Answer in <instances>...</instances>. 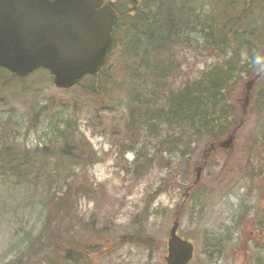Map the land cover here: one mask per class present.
Segmentation results:
<instances>
[{
	"label": "rangeland",
	"instance_id": "374dc122",
	"mask_svg": "<svg viewBox=\"0 0 264 264\" xmlns=\"http://www.w3.org/2000/svg\"><path fill=\"white\" fill-rule=\"evenodd\" d=\"M236 1H186L187 19L197 27L173 51L177 67L168 81L173 89L224 66L231 53L211 47L220 37L211 35L206 23L212 19L218 24L223 17L232 20L242 14L241 6L227 7ZM249 7L237 31L257 35L253 39L263 47L264 41L256 38L264 37V1L251 0ZM121 53L119 46L113 59ZM82 84L89 86V81ZM83 87L59 90L49 72L39 71L24 85L1 92L0 124L5 129L0 130V146L9 142L33 151L60 142L64 133L86 139V160L82 165L81 160L72 162L64 177L77 186L76 176L87 170L93 184V191L76 200L78 218L72 221L73 239L108 248L92 254L91 260L166 264L170 229L179 217V235L195 245L190 264H264V172L249 177L250 165L264 168L259 160L260 154L264 158L260 90L254 88L246 107L245 94L227 98V105L236 109L233 147L214 150L203 163L206 140L196 142L187 156H170L166 146L156 155L159 141L169 139L165 130L152 125L134 132L119 88L106 82L99 89L102 95L93 97ZM57 161L51 159L50 164L56 166ZM198 167H203L200 182L188 191L185 182L196 179ZM46 206L42 184H22L0 170V264H56L58 257L61 262L64 247L57 239L70 219L50 217Z\"/></svg>",
	"mask_w": 264,
	"mask_h": 264
},
{
	"label": "trees",
	"instance_id": "16d2710c",
	"mask_svg": "<svg viewBox=\"0 0 264 264\" xmlns=\"http://www.w3.org/2000/svg\"><path fill=\"white\" fill-rule=\"evenodd\" d=\"M186 1L189 0H153L148 7H124L123 10L116 7L119 16L111 51L104 67L98 74L86 76L69 91L83 87L82 82L87 80L89 86L83 87L84 91L95 97L102 95L99 89L104 83L114 85L126 99L134 132L152 125L167 132L169 139L159 141L156 155L160 154L161 146H166L170 156H187L196 142L206 140L208 145L204 160L208 162L221 141L236 131V109L227 105V98L231 94L237 96V93H246L244 80H256L254 88L260 90V105H264V45L260 47L254 41L253 38L257 35L243 36L237 31L243 17H247L251 10V0H237L227 7L241 6V16L229 20L221 12L223 18L218 24L210 19L206 23L207 29L205 27L211 35L220 37L219 42H213L211 47L222 50V54L229 51L231 53L224 60V66L219 68L217 65V68L204 73L198 80L188 81L179 89H173L168 82L169 75L177 67L173 51L180 48L181 39L187 33L194 34L193 30L197 27L187 19ZM195 22L199 24L196 19ZM256 39L264 41L262 36ZM119 46H122L124 53L113 59L114 51ZM242 51L246 56L244 59ZM32 75L21 78L0 68V93L10 91L15 84L24 85ZM250 96L252 97L251 94ZM2 101L0 98V107ZM32 115L36 116L34 110ZM2 129L5 128L0 124V130ZM64 136L60 142L55 141L50 146L33 151L22 150L14 143L3 142L0 146V170L4 174L8 172L15 176L22 184H42L47 192L46 207L49 216L62 215L61 218L70 219V223L58 235V245L64 247V250L61 262H58V257L56 264H98L91 260L92 254H100L105 248L94 242L76 241L73 239L75 229L72 226V221L78 218L74 214L76 200L93 191V184L88 178L87 170L76 176L77 186L68 177H64L70 173L72 162L81 160V165L83 164L89 144L80 135L75 137L64 133ZM95 156L94 154V158ZM55 158L59 160L56 166L50 164V160ZM259 160L264 163L261 154ZM250 166L252 174L249 177L252 179L257 171L261 174L264 172L263 165ZM194 182L193 179L190 182L187 180L185 183L189 186L186 190H193Z\"/></svg>",
	"mask_w": 264,
	"mask_h": 264
},
{
	"label": "water",
	"instance_id": "95a60500",
	"mask_svg": "<svg viewBox=\"0 0 264 264\" xmlns=\"http://www.w3.org/2000/svg\"><path fill=\"white\" fill-rule=\"evenodd\" d=\"M100 0H0V67L24 78L48 70L58 89L75 87L104 66L117 14ZM255 80L246 85L245 107ZM233 135L220 144L231 149ZM203 168L197 169L196 183ZM179 217L168 240L166 264H189L194 245L178 235Z\"/></svg>",
	"mask_w": 264,
	"mask_h": 264
},
{
	"label": "flooded vegetation",
	"instance_id": "af4514ba",
	"mask_svg": "<svg viewBox=\"0 0 264 264\" xmlns=\"http://www.w3.org/2000/svg\"><path fill=\"white\" fill-rule=\"evenodd\" d=\"M54 1V0H51ZM100 7H148L153 0H100ZM158 2V0H155Z\"/></svg>",
	"mask_w": 264,
	"mask_h": 264
},
{
	"label": "clouds",
	"instance_id": "9594fccd",
	"mask_svg": "<svg viewBox=\"0 0 264 264\" xmlns=\"http://www.w3.org/2000/svg\"><path fill=\"white\" fill-rule=\"evenodd\" d=\"M258 59H259V58H257V62H258Z\"/></svg>",
	"mask_w": 264,
	"mask_h": 264
}]
</instances>
